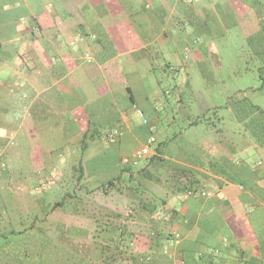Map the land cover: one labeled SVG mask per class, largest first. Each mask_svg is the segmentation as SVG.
<instances>
[{
    "label": "crops",
    "instance_id": "0c3cea01",
    "mask_svg": "<svg viewBox=\"0 0 264 264\" xmlns=\"http://www.w3.org/2000/svg\"><path fill=\"white\" fill-rule=\"evenodd\" d=\"M160 2L0 0V85L10 86L4 100L12 101V124L17 125L0 128V133L12 140L23 135L32 166L46 168V156L59 150L44 151L39 134L52 140L54 131L70 127L64 137L76 133L68 147L71 155L84 149L80 141L89 134L97 143L96 155L109 157L106 169L94 173L97 181H105L132 163L124 158L155 137L148 131L159 118L155 104L162 100L153 94L151 83L157 80L149 79L153 71L145 61L159 55L161 43L172 41L175 34L166 26L176 12ZM244 7L256 20L253 10ZM193 11L202 22L205 15L198 8ZM205 37L210 42L203 47L213 57V41ZM187 43L173 48L185 55ZM192 53L204 59L200 48ZM139 106L146 126L131 123V111ZM148 110L155 113L152 120ZM231 129L225 135L207 131L200 142L180 132L168 144L151 147L148 159H165L168 172H183L184 181L195 184L186 193L152 185L168 202L159 227L171 237L167 258L159 256L154 264H264V137L241 149ZM168 179L174 180L170 174Z\"/></svg>",
    "mask_w": 264,
    "mask_h": 264
},
{
    "label": "rangeland",
    "instance_id": "374dc122",
    "mask_svg": "<svg viewBox=\"0 0 264 264\" xmlns=\"http://www.w3.org/2000/svg\"><path fill=\"white\" fill-rule=\"evenodd\" d=\"M225 1L229 3L234 17L231 18L229 14H224L223 24L226 32L223 36L216 38L214 41L211 40L214 45H210L212 53L214 51V55H212L213 57H211L210 60L212 64H215L216 68L212 70L216 79L219 81L218 84H208L201 73L202 66L196 64L194 62L195 60L192 61L190 56L191 52L186 50V54L184 55L181 50L177 51L173 48L174 46L179 48L183 45L184 41L188 42L187 46L190 48L194 45L195 49H199L200 44L208 43L209 45L210 40H207L205 37L206 35L200 37L201 39L196 37L194 33L196 29L188 22L177 27V29L180 28L179 36L175 35L171 42H164L158 46L160 48L159 55H155L152 59L145 61V68L153 71L149 79L157 80L151 83L153 86V94L157 92L162 100V102L157 101L155 104L157 107L156 114L159 115V118L155 120L152 129L148 131V134L152 132L156 139V141L150 145L151 147L165 143L168 144L170 140H175V136L179 135L180 132H187V134L190 135L193 134V136H195L194 139L199 142L203 141L204 138L206 139L207 132L203 130L202 125H205V123H201L199 128L195 126L191 127L189 125V120H187V114L190 115V120L206 116L208 120L215 122L217 127H220V125L222 126L218 117L223 116L226 122L225 126L227 128H229V126H231L232 129L234 128L235 136L238 137L236 139H239L237 140L238 146L242 147L245 142H247L246 140H248V142L261 141V137L259 136L260 131L258 130H247L246 135L245 131L241 132L242 124L239 122V116L245 115L243 109L242 111L240 110L243 115H239L237 112H233L232 109L224 107L228 101H230L229 99L236 95L235 93L232 94L233 91L248 86L260 87L263 83L261 73H264V70L258 68L262 65V59L259 57H251V55L254 56V46L249 38H247V36L257 28V21L254 20L251 12L248 13L245 7L243 8V4L240 0ZM167 30H171V28H167ZM172 31L174 32V28ZM169 62H171V66H169ZM249 64L252 65V70L247 68ZM174 73H176L178 77H176ZM186 74H188V77ZM186 78H189L191 81V88H182V91H179L180 88H176L175 86ZM147 89L148 86L146 90ZM166 91L170 93L167 94L165 93ZM10 93V86L8 84L4 86L0 85V96H2V100L0 99V122H4L0 123L1 128H4L7 124L10 125V128H15V126H17L12 124V101L4 100ZM181 94H183L185 104L180 106L177 99ZM247 96L253 103L264 107L263 90L250 91L247 93ZM153 97H151V99ZM154 98L152 99L153 103H155ZM238 98L239 96H237L236 99L238 100ZM214 106H217V111ZM238 107L240 106L238 105ZM140 108L139 106L131 111L130 120L135 126L142 124L146 126L148 122L147 119L144 121L146 117L141 115ZM148 113L152 120L155 113H153L152 110H148ZM225 126L222 127L224 128ZM69 128L66 132L63 130L61 132L54 131L57 132V134L52 140L49 139V134L47 133L44 134V132H41L39 134L40 143L44 151H47L49 148L59 149L55 155L46 156L48 167L54 166L55 170L61 173L58 178H50L47 171L41 170V172L38 173L32 171L34 167L29 161L28 150L25 147L24 139H22L23 135L21 133L15 134L17 139L13 140V143L19 142L18 139L22 142V147L18 151L21 153L22 157L24 156L22 158V163H24V169L27 171V178H22L20 180V187L24 192H30L32 194L43 192L44 190H54L57 192L58 194L55 196H50L47 204H49V202L54 203L58 200L63 201V196L66 192L79 191L77 189L79 186L81 187V185L83 187H96L99 181H97L94 176L95 171L106 169L107 165L110 163L109 157L103 154L100 156L96 155L98 150L97 143H94L88 134L83 138L87 147L79 150V153L82 154L84 159H86L85 161H87L85 162L87 177L83 179L82 184L77 185V179L73 178L74 172L71 171L70 168L64 170V167L61 165L63 160L75 158V153L71 155L68 147L71 142H74L76 133L68 134V139L64 137V135L66 136L65 133H70L71 130ZM232 129L230 131H232ZM100 140H102V143H108L105 135H102ZM180 141L181 140H179V142ZM176 142H178V139ZM98 143H100L99 140ZM249 149L256 150L255 146H251ZM63 153L66 154L62 155ZM260 153L261 156L264 157L263 153ZM15 155H17L16 152ZM146 156L147 155L135 161L132 159L131 155H128L132 162L131 164L134 162L139 167L144 166L148 162ZM11 158L12 157H9L7 160H11ZM4 159L5 158L0 157V161ZM35 159V165L37 164L39 167L41 164V157L37 156ZM10 160H8V165L9 169H12ZM67 176L69 177V183L67 184L66 182L62 184L59 180H66ZM32 182H40L39 187H31ZM4 190L7 192L10 189L4 187ZM117 205L120 206V203ZM49 211L50 210L40 213L38 215L39 217H37V215H33V217L45 220L48 216L50 220L57 223L61 230L56 229L57 231L54 233L46 234L38 229H30L22 235L17 234L12 236V226L0 227V264H12V258L23 262V264L103 263V245L106 241L104 242L100 237L96 236L100 227L95 221L85 217L86 215L71 214L68 209L61 208L55 211ZM129 226L138 235L133 244V253L145 250L148 243V229L144 228V226H139L137 223H134V221H130ZM225 229L226 227L224 224L219 225L220 231L225 232ZM12 237L15 240L12 241ZM225 238L228 242V236H225ZM116 264H132V260L121 259Z\"/></svg>",
    "mask_w": 264,
    "mask_h": 264
},
{
    "label": "trees",
    "instance_id": "16d2710c",
    "mask_svg": "<svg viewBox=\"0 0 264 264\" xmlns=\"http://www.w3.org/2000/svg\"><path fill=\"white\" fill-rule=\"evenodd\" d=\"M240 1L250 7L255 14L257 28L247 38H249L254 46V56L251 55V57L262 59V65L258 68L264 70V0ZM160 3L176 8V12L174 13L175 21L173 20L167 24L166 29L171 28L172 31L174 28V34L178 36L180 28L177 29V27L188 22L196 29L194 32L196 37L200 38L208 35L214 41L226 32L223 24L224 14H229L231 18L234 17L229 3L225 0H161ZM190 7L198 8L202 12V15H205L202 22L196 17L197 14L193 11L194 8ZM187 9H192L193 12H189ZM163 12L165 13V10H162ZM196 19L198 20L196 21ZM199 47L204 59L198 60L192 53L190 54L192 61L195 60L196 64L202 66L201 73L208 84H218L219 81L212 70L216 69L215 64H212L210 60L211 56L206 50L207 47H203V44H200ZM188 49L189 52H192L195 49L194 45L191 48L188 46ZM169 66H171L170 62ZM248 66L247 68L252 70V65L249 64ZM174 74L176 75V73ZM186 75L188 77V74ZM176 77L178 76L176 75ZM261 77L263 83L260 87L248 86L233 91L232 94L235 93L236 95L231 97L230 101L224 106L227 109H232L233 112H237L239 115H243L241 111L242 109L244 110L245 115H240L239 121L242 124L241 132L245 131V135L247 130L251 131L253 129L260 131L259 136L264 137V107L253 103L247 96V93L250 91L259 89L264 91L263 72L261 73ZM175 87L180 88L179 91H182V88H191V81L189 78L183 79ZM237 96H239V101L236 99ZM177 101L180 106L185 104L183 94L178 97ZM214 107L217 111V106ZM189 118L190 115L187 114L189 125L192 124L193 127L199 128V125L204 122L205 125H202L203 130L206 132L218 131V133L225 135V132L229 131V128L225 126L226 122L223 116H219L218 120L226 128H223L221 125L217 127V124L208 120L206 116H201L194 120H190ZM9 126L7 124L2 129L12 130ZM3 133L5 132L0 133V157L5 158L4 160L12 157L11 160L8 159L12 163V169H9L8 160L0 161V227L12 226V236L17 234L22 235L30 229H38L46 234L54 233L57 231L56 229H60L57 223L50 220L48 216L45 220H40L37 218L39 217L38 215L48 210L68 209L71 214L86 215L85 217L92 219L100 227L96 236L100 237L104 242L106 241L103 245L102 264H116L121 259L132 260V264H154L155 261L159 260V256L167 258L166 244L169 243L171 237L168 234L165 235L159 226L160 220L167 215L168 202L155 191L152 185L159 183L167 191L174 193H186V191L193 190L195 184L186 183L182 177L183 172H168L166 167L167 161L153 156L142 167L137 166L136 163L126 164L118 175L108 180L97 182L96 187H83L81 185L77 189L79 191L66 192L63 196V201L58 200L47 204L50 196H55L58 193L54 190H44L43 192L32 194L22 190L20 180L27 178V171H25L24 163H22L24 156L22 157L18 151L22 147V142L18 139L19 142L13 143L9 134ZM246 141L241 149L248 145V140ZM81 143L84 145V148L87 147L84 139ZM15 152L17 155H15ZM70 159L63 160L61 165L64 167V170L70 168L74 172L73 178H76L77 185H80L83 179L87 177L83 163L84 157L82 154L76 153L75 158ZM29 161L32 164L30 156ZM34 168L32 171L36 173L41 172V170L47 171L50 178H58L61 175L60 172L55 170L54 166L49 168L47 165L44 169ZM169 174L174 180H177L176 184L174 180L168 179ZM68 179L69 177L67 176L66 180L60 179L59 181L62 184L66 182L68 184ZM39 185L40 182H32L31 187L38 188ZM4 187L10 190L5 192ZM117 202L120 203V206L117 205ZM33 215H37V217H33ZM130 221H134L139 226L156 230L154 231L155 233L152 232L153 230H149L147 234L148 245L145 250L133 253V244L138 235L130 228ZM13 240L15 239L12 237ZM12 264H23V262L12 258Z\"/></svg>",
    "mask_w": 264,
    "mask_h": 264
},
{
    "label": "built area",
    "instance_id": "2783aa9c",
    "mask_svg": "<svg viewBox=\"0 0 264 264\" xmlns=\"http://www.w3.org/2000/svg\"><path fill=\"white\" fill-rule=\"evenodd\" d=\"M141 114H142V112H141ZM143 115V114H142ZM114 139V137H112V140ZM156 141V139H155V137H150L149 139H148V142L147 143H145L141 148H139L138 150H135L133 153H132V155H131V157H132V159L133 160H138V159H140V158H142V157H144L145 155H148L149 153H150V145L153 143V142H155ZM124 161L125 162H130L131 160H130V158L129 157H126V158H124Z\"/></svg>",
    "mask_w": 264,
    "mask_h": 264
}]
</instances>
